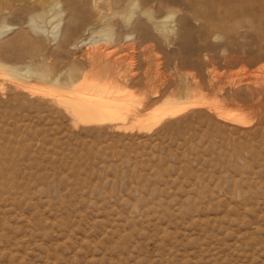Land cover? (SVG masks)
I'll list each match as a JSON object with an SVG mask.
<instances>
[{
    "label": "rangeland",
    "instance_id": "obj_1",
    "mask_svg": "<svg viewBox=\"0 0 264 264\" xmlns=\"http://www.w3.org/2000/svg\"><path fill=\"white\" fill-rule=\"evenodd\" d=\"M0 264H264V0H0Z\"/></svg>",
    "mask_w": 264,
    "mask_h": 264
},
{
    "label": "bare ground",
    "instance_id": "obj_2",
    "mask_svg": "<svg viewBox=\"0 0 264 264\" xmlns=\"http://www.w3.org/2000/svg\"><path fill=\"white\" fill-rule=\"evenodd\" d=\"M7 71L9 73H11L10 74L11 76L12 75H15V76H18V78L19 77L22 78V77H26L27 76V75H23L22 76V75L18 74L17 72H15L14 69H11V68L10 69L8 68ZM91 74H92V77H93L92 79H94V81L97 82L96 84H99L100 80L105 78L106 79V83H104V84L106 85V88L109 91L111 90V92H112L113 88L116 87L118 84H121V83H124L125 81H127L126 75H120V74H118L117 71L112 66V64L111 65H107V64L99 63L97 65H93L92 73ZM66 76H67L66 78H68V80L66 78H59L57 76L50 78L48 75H45V74H42L40 76L35 75V77L33 75V77L36 80H38V81L40 80L41 82H44L46 85H48L50 87L62 88L64 90L65 89L68 90V88H70L72 85H74L75 83H77L80 80H82V76L77 75L75 70H70L69 72H67V75ZM106 88H105V91H107ZM117 88H118V86H117ZM109 94H110V92H109ZM116 94H117V91H116ZM111 97H113V96H111ZM105 98H107V97H105ZM108 99H109V97H108ZM113 100H115V98ZM195 100H197V98H195L194 100H184V101H186L185 104L186 103H189V102L191 104H194V103L196 104ZM184 101H181V102H183V104H184ZM77 104H79V106L75 107L74 110L72 109V112H73L74 115L78 116L79 118H81L82 120H84L86 122H100L101 121L100 120V116L103 115V111H105V110H103L102 108H100V109L96 108L98 106H96V107H90V106H88V104L87 105H85V104L82 105L83 103H80V102H78ZM190 105H188V108H190ZM191 106H193V105H191ZM181 109H182V107H181ZM101 110H103V111H101ZM178 111L180 112V110L177 109V112ZM237 117H236V119H237ZM236 119H232V121L238 123V120H236Z\"/></svg>",
    "mask_w": 264,
    "mask_h": 264
}]
</instances>
